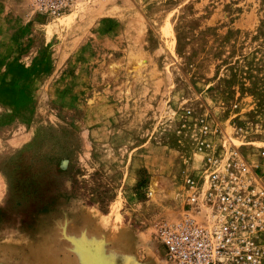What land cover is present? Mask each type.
Segmentation results:
<instances>
[{
  "label": "rangeland",
  "instance_id": "1",
  "mask_svg": "<svg viewBox=\"0 0 264 264\" xmlns=\"http://www.w3.org/2000/svg\"><path fill=\"white\" fill-rule=\"evenodd\" d=\"M228 138L264 174V0H0V264H83L85 215L164 260Z\"/></svg>",
  "mask_w": 264,
  "mask_h": 264
},
{
  "label": "built area",
  "instance_id": "2",
  "mask_svg": "<svg viewBox=\"0 0 264 264\" xmlns=\"http://www.w3.org/2000/svg\"><path fill=\"white\" fill-rule=\"evenodd\" d=\"M72 2L30 0L50 16ZM221 148L185 175L181 214L156 228L168 264H264V174L230 138Z\"/></svg>",
  "mask_w": 264,
  "mask_h": 264
},
{
  "label": "crops",
  "instance_id": "3",
  "mask_svg": "<svg viewBox=\"0 0 264 264\" xmlns=\"http://www.w3.org/2000/svg\"><path fill=\"white\" fill-rule=\"evenodd\" d=\"M85 215V255L83 264H158L165 262L150 248L148 231L120 229L111 232ZM150 243V241H149Z\"/></svg>",
  "mask_w": 264,
  "mask_h": 264
},
{
  "label": "bare ground",
  "instance_id": "4",
  "mask_svg": "<svg viewBox=\"0 0 264 264\" xmlns=\"http://www.w3.org/2000/svg\"><path fill=\"white\" fill-rule=\"evenodd\" d=\"M166 262V261H165ZM166 264H168L167 262H166Z\"/></svg>",
  "mask_w": 264,
  "mask_h": 264
}]
</instances>
